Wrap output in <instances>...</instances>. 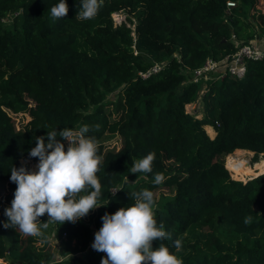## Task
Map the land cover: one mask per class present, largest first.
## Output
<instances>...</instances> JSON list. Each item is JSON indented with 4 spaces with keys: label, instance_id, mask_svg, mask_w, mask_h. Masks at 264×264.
<instances>
[{
    "label": "trees",
    "instance_id": "trees-1",
    "mask_svg": "<svg viewBox=\"0 0 264 264\" xmlns=\"http://www.w3.org/2000/svg\"><path fill=\"white\" fill-rule=\"evenodd\" d=\"M59 2L0 0V264H100L105 254L91 245L101 217L134 204L129 195L142 189L169 191L154 212L171 239L154 241V249L164 243L183 264H264V174L236 181L225 161L249 151L253 164L264 162V60L249 61L240 80L192 82L209 59L264 36V13L249 17L259 0H102L90 20L76 18L80 0H66L67 16L53 18ZM123 5L132 17L116 25ZM156 64L164 65L158 74L140 77ZM200 98L201 110L188 113ZM32 112L17 130L13 116ZM84 125L103 157L102 207L76 223L53 222L56 252L48 240L39 247L37 236L5 229L12 167L38 163L29 156L36 138ZM150 152L152 172L133 175V158ZM158 172L165 180L155 185Z\"/></svg>",
    "mask_w": 264,
    "mask_h": 264
},
{
    "label": "clouds",
    "instance_id": "clouds-1",
    "mask_svg": "<svg viewBox=\"0 0 264 264\" xmlns=\"http://www.w3.org/2000/svg\"><path fill=\"white\" fill-rule=\"evenodd\" d=\"M101 6L102 0H80L76 18L93 19ZM50 11L53 18L66 17L69 11L66 0H60ZM88 131L89 127L84 125L78 131L53 130L47 132L46 138L35 139L36 146L29 156L38 158V164L31 170L21 166L12 167L10 171V180L16 184V189L11 206L4 209L5 229H19L26 236H40L41 227L46 229L49 222L76 223L102 207L98 203L102 185L97 173L103 157L98 155L96 138L85 135ZM58 136L67 141L66 150ZM154 159V152L141 159L133 158L130 172L133 175L151 173ZM164 180V174L158 172L153 183L160 185ZM129 198L134 204L101 217L102 227L95 233L91 245L93 250L106 254L100 264H183L164 243L153 248L154 241L171 239L164 224L158 225L155 219L154 193L142 189L132 192ZM45 214L49 219L41 223L38 218ZM250 220L251 217L247 218L245 223ZM174 245L179 250L181 240L176 239Z\"/></svg>",
    "mask_w": 264,
    "mask_h": 264
},
{
    "label": "rangeland",
    "instance_id": "rangeland-1",
    "mask_svg": "<svg viewBox=\"0 0 264 264\" xmlns=\"http://www.w3.org/2000/svg\"><path fill=\"white\" fill-rule=\"evenodd\" d=\"M256 9H257L256 11H254V10L251 11V14L249 15V17H252L253 15H256L257 12H263L264 13V0H259V3L257 5ZM129 17H132V14H131L129 8H127L126 6L123 5L122 8H121V11L113 15V20H114L116 25H120L123 22H127ZM257 32H258V34H261L259 31H257ZM255 41L259 42V44H263L264 43V36H262L258 40L256 38ZM218 81H222V80H218ZM14 86H15L16 89H18L20 91V94H21L22 98L26 99L27 103H29L30 106L32 108H34L36 106V101H35L34 97L28 92V90L23 88V87H20L17 84V81H14ZM205 89H206V87L204 88V90ZM205 92L206 91H202L201 96ZM201 103H202V101H201V98H200L198 100V102H196V103H194L192 105H188L186 107L187 112L188 113H195V111L201 110V107H202ZM33 115H34V113L32 112V113L19 114L17 116L16 115L13 116V118H16L14 120L16 129L17 130L23 129V127L26 125V123L29 122L32 119ZM206 130H207V132L209 134L208 128H206ZM210 136L214 137L215 136V132H214L213 135H210ZM66 148H67V145H66ZM253 156H254V154L251 152L250 154L245 155V157H243V160L248 163V165H245L243 168H241L239 166H238L239 168L237 166H233L231 164L230 156L225 158L228 170L230 171V173L232 175V178L234 180L240 181L239 178L246 179V180H251V179H253L254 175L257 176V175L264 174V173H261L256 168L258 163H256V164L252 163ZM261 161H264V160H261ZM29 165H30V170H31V169H34L36 164L33 161H30ZM153 193H154V199L158 200L159 197L162 194H169V191L167 189H164V190L155 191ZM132 204L133 203L129 204L128 206H131ZM45 217H46V223H47L49 217L47 216V214H45ZM41 233H42V235L37 236L40 239L37 245L39 247H41V246L44 245V240L45 241L48 240V241H50L49 249L54 251V252H56V250H57V242L53 241V239H54V225H53V222H49L48 223V227L46 229L41 227Z\"/></svg>",
    "mask_w": 264,
    "mask_h": 264
},
{
    "label": "built area",
    "instance_id": "built-area-1",
    "mask_svg": "<svg viewBox=\"0 0 264 264\" xmlns=\"http://www.w3.org/2000/svg\"><path fill=\"white\" fill-rule=\"evenodd\" d=\"M227 7L229 10L235 8L236 3L228 2ZM258 39L259 37L257 40ZM233 40H235V37H233ZM236 48L238 49L237 52L225 59L217 61L209 59L203 67L192 73V82L201 83L213 79L223 80L227 77L240 80L243 79L247 73V64L249 61L264 60V43L259 44V42L255 41L252 44L247 45L236 42ZM163 67L164 65L156 64L148 72H141L139 75L142 79L146 80L152 75L158 74ZM116 192L117 191L114 190V193Z\"/></svg>",
    "mask_w": 264,
    "mask_h": 264
},
{
    "label": "bare ground",
    "instance_id": "bare-ground-1",
    "mask_svg": "<svg viewBox=\"0 0 264 264\" xmlns=\"http://www.w3.org/2000/svg\"><path fill=\"white\" fill-rule=\"evenodd\" d=\"M250 153L251 152H249V151H236L235 153L230 155L231 164L233 166H237V167L239 166V167L243 168L245 165H248V163L243 160V157H245V155H248ZM256 168L261 173H264V162L258 163ZM255 177H256V175L253 176V178H255ZM239 179H240V181H244V182L248 181V180L242 179V178H239Z\"/></svg>",
    "mask_w": 264,
    "mask_h": 264
},
{
    "label": "water",
    "instance_id": "water-1",
    "mask_svg": "<svg viewBox=\"0 0 264 264\" xmlns=\"http://www.w3.org/2000/svg\"><path fill=\"white\" fill-rule=\"evenodd\" d=\"M0 263H1V261H0Z\"/></svg>",
    "mask_w": 264,
    "mask_h": 264
},
{
    "label": "crops",
    "instance_id": "crops-1",
    "mask_svg": "<svg viewBox=\"0 0 264 264\" xmlns=\"http://www.w3.org/2000/svg\"><path fill=\"white\" fill-rule=\"evenodd\" d=\"M212 129V128H211Z\"/></svg>",
    "mask_w": 264,
    "mask_h": 264
}]
</instances>
